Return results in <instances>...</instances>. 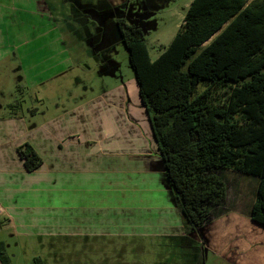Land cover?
I'll return each instance as SVG.
<instances>
[{"label": "rangeland", "instance_id": "1", "mask_svg": "<svg viewBox=\"0 0 264 264\" xmlns=\"http://www.w3.org/2000/svg\"><path fill=\"white\" fill-rule=\"evenodd\" d=\"M26 1L0 0V31L6 33L7 44L12 45V50L7 49L0 57V130L4 127L3 117L17 114L13 116L22 119L19 127L24 131L30 132L29 128L36 125L34 132L38 136L32 144L38 150L39 145L45 143L42 127L51 126L54 121L57 129V122L70 134L61 138L56 136L59 144L79 146L82 152L83 146L97 147L91 151L89 162L81 159L77 167L85 169L89 164V169L96 171L93 179L101 181L102 187L109 186L118 175L112 176L110 167L127 170L129 166L128 175L132 178L134 175L130 170L137 161L126 158L138 154L140 149L156 150L157 145L148 114L140 106L127 51L118 40L116 19H125L127 23L133 19V23L140 25L149 55L154 59L179 29L191 0H109L112 7L104 0H46L55 26L58 29L72 26L74 29L69 36L62 32L60 40L69 52L71 62L62 64L59 63L62 55L58 54V37L41 35L47 21L39 22L38 15L31 13L33 8ZM77 15L90 22L81 19L77 22V18H73ZM103 95L105 99L100 98ZM217 95L222 96V92L218 91ZM133 114L139 121L132 119ZM10 144V138L3 137L0 132V155L7 156ZM121 159L125 163L123 167H120ZM12 169H16L15 165ZM101 169H106V174L99 173ZM12 171L16 176V171ZM120 171L114 172L124 175ZM144 175L130 178L127 186L130 200L135 196L139 203L147 205L145 215L135 214L128 224L130 230L138 229L135 230L139 232L136 234L138 240L130 248L114 247L112 263L98 259L100 252L97 258L95 254L82 257L72 242L35 235L42 227L32 225L30 220L37 216L51 222L57 212L46 209L48 199L41 191L13 193L20 187V180L12 177L14 197L11 203L19 202L18 209H12L17 225L11 229L8 222L0 226V241L6 246L8 264H33L36 257L45 264H264V229L253 233L242 225L239 228L222 226L214 233L218 240L210 245L201 234L202 227L189 235L192 244L183 238L180 239L184 241L173 243L169 238L149 236L163 223L159 219H167L173 225L180 223L183 228L179 213L177 217L174 215V220L172 213L162 209L161 187L149 178V174ZM225 177L227 206L223 209H234V214L247 218L246 210L255 182L234 173ZM39 186L44 185L37 182L33 187L41 188ZM59 194L64 195L65 191ZM32 205L42 209H28ZM213 219L212 216L205 224ZM184 251L191 254L186 255Z\"/></svg>", "mask_w": 264, "mask_h": 264}, {"label": "trees", "instance_id": "2", "mask_svg": "<svg viewBox=\"0 0 264 264\" xmlns=\"http://www.w3.org/2000/svg\"><path fill=\"white\" fill-rule=\"evenodd\" d=\"M117 25L181 217L179 238L191 242L229 211V173L255 182L246 211L264 227V0H191L154 59L137 24ZM16 153L26 171L42 164L29 143ZM5 247L0 241V264H8Z\"/></svg>", "mask_w": 264, "mask_h": 264}, {"label": "crops", "instance_id": "3", "mask_svg": "<svg viewBox=\"0 0 264 264\" xmlns=\"http://www.w3.org/2000/svg\"><path fill=\"white\" fill-rule=\"evenodd\" d=\"M26 2L33 8V10L31 9V13L33 12L38 15L39 22L47 21L46 27L41 32V35H49L50 37L51 34L52 36L58 37L57 39H59L58 41L60 43L58 54L62 55V60H60L59 63L62 64L65 61L70 62L69 52L65 45L61 43L60 39H62V32L64 31L68 33V36L73 34V27L69 26L68 28L58 29V26H55V22L53 21L50 5L49 3L47 4L46 0H27ZM104 2H107L108 6L112 7L109 0H104ZM50 16L52 18L51 20ZM73 18H77V22L79 19L88 21L86 17L80 18L79 15L73 16ZM48 22L50 25H48ZM79 40L81 41V39ZM10 46L12 45H8L6 41V33L0 31V57L7 49L12 50ZM100 98L105 99V95ZM7 106H10V104ZM140 106L143 108L142 105ZM13 115L17 114L14 113L10 116L3 117L2 124L4 127L0 130L3 137L10 138L11 143L10 151L7 156L4 154L0 155V208L2 209L0 213V226L4 225L6 222H8L9 229L17 225L16 218L14 217L15 215L12 214V209L17 210L19 202L13 203V205L11 203L14 197V195H12V180L14 178L12 177H16L15 179L20 180L18 183L20 187L14 189L13 193H34L36 191H41L42 195H45L48 199V208L46 209L57 212L55 220L50 219L51 222L43 218H38L37 216L35 220H30L32 225L42 227L35 233L38 237L48 236L58 240V242H72L73 246L77 247L78 251H80L78 255L82 257L84 255L95 254L96 256L94 257L97 258L100 252L101 255H98V259L108 260L109 263L114 261L112 257V250L114 247L117 249L130 248V246L136 244V240H138L136 234L139 232L135 230L138 229L132 228L130 230L128 224L135 214L140 213L141 215H145L147 205L143 202L139 203L135 196L130 200L127 187L128 181L131 178V176L128 175L129 166L126 167L127 170H123V168L122 170L119 168L113 170L112 167H110L109 172H112L111 175H118L116 178L112 179L109 186L102 187L101 181L99 182L93 179L95 177L93 173L96 171L89 169V164H86L84 167L85 169L77 167L81 159L89 162L92 155L91 151L95 150V148L97 149L96 146H83L84 152H82L80 148H78L79 146L59 144L57 142L59 138L56 136L63 137L65 135L69 136L70 134L62 130L63 128L57 122V129H55V122L53 121L51 126L42 127L44 133L42 136L44 138L41 135L40 138H43L45 143L39 145L37 150L32 144L33 141L36 140V136H38V133L34 132L36 125L34 124L33 127L29 128L30 132L24 131V128L19 127L20 123L23 122L22 119ZM135 116L136 114H133L132 119L139 121L134 118ZM73 133L74 132H72V134ZM25 142L34 147V150L42 160L40 167L30 172L24 169L22 160H20L16 153V147ZM49 152L50 155H48ZM149 152L153 153L149 154ZM126 159L132 162L137 161V165L133 166V169L130 170L134 176L142 175L145 177L144 173L149 174V178L153 179L154 183L161 187L159 189V196L160 199H162V209L164 208L168 210L170 214L172 213L174 220H176L178 211L164 174L157 147L156 150L151 149L149 151L147 149H140L138 154H134V156ZM119 162L120 167L125 166L122 159ZM14 165L16 169H12ZM106 169H101L98 172L106 174ZM12 170L16 171V176H13ZM114 171L124 172V175H120ZM61 173H63L62 177L60 176ZM134 176H132V178ZM123 177H126L125 180H123ZM37 182H42L44 186H39L41 188L33 187L34 185L36 186ZM26 183L28 185H25ZM29 184H31V186ZM99 184L100 186L98 188ZM65 185H68V187H65ZM94 187H96V189H93ZM124 187H127L126 191H124ZM160 190L162 193H160ZM63 191H65L64 195L59 194L63 193ZM28 209L38 211L42 208L39 209L38 206L32 205L28 207ZM234 211V209H229L226 214L216 217L202 226L201 234L206 239L207 245L213 243L214 240H218V237L214 238V233L219 232L218 230H221L222 226L225 228H239L240 225H242L252 230L253 233L258 229H264V227H260L252 222L248 215L247 218L242 217L236 215V213L234 214ZM159 218L160 217H158V219ZM159 221L163 223L160 224L158 228H155L149 236L153 238L176 236L177 238L173 243L177 241L180 243V241L182 242L185 240L179 238L184 235L183 229H181L179 225L180 223L173 225L167 222V219H159ZM142 231H144V228H142ZM187 237L189 238V235ZM119 242L121 244H119ZM184 252L188 255L190 251ZM106 253H108V255ZM225 254H227V252H225L224 255Z\"/></svg>", "mask_w": 264, "mask_h": 264}, {"label": "flooded vegetation", "instance_id": "4", "mask_svg": "<svg viewBox=\"0 0 264 264\" xmlns=\"http://www.w3.org/2000/svg\"><path fill=\"white\" fill-rule=\"evenodd\" d=\"M118 19L121 20L122 18H117V19H116L117 30H118V25H117V20H118ZM122 20H124V23H125V24H129V23H127V22L125 21V19H122ZM132 21H133V19H131L130 23H133ZM133 24H135V23H133ZM137 25L140 27L139 24H137ZM140 28H141V27H140ZM118 33H119V30H118ZM119 40H120V33H119ZM120 41H121V40H120ZM190 243H191V242H190ZM190 248H191V247H190ZM190 251H191V250H190Z\"/></svg>", "mask_w": 264, "mask_h": 264}, {"label": "built area", "instance_id": "5", "mask_svg": "<svg viewBox=\"0 0 264 264\" xmlns=\"http://www.w3.org/2000/svg\"><path fill=\"white\" fill-rule=\"evenodd\" d=\"M2 212V209L0 208V213Z\"/></svg>", "mask_w": 264, "mask_h": 264}]
</instances>
